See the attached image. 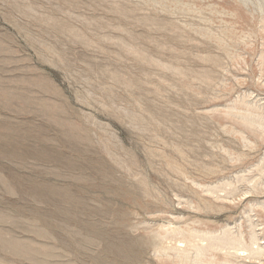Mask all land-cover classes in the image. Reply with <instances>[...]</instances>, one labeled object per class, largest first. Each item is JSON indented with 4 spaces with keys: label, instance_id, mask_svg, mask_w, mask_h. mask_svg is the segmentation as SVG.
Returning <instances> with one entry per match:
<instances>
[{
    "label": "rangeland",
    "instance_id": "rangeland-1",
    "mask_svg": "<svg viewBox=\"0 0 264 264\" xmlns=\"http://www.w3.org/2000/svg\"><path fill=\"white\" fill-rule=\"evenodd\" d=\"M0 264H264V0H0Z\"/></svg>",
    "mask_w": 264,
    "mask_h": 264
},
{
    "label": "bare ground",
    "instance_id": "bare-ground-1",
    "mask_svg": "<svg viewBox=\"0 0 264 264\" xmlns=\"http://www.w3.org/2000/svg\"><path fill=\"white\" fill-rule=\"evenodd\" d=\"M189 239V238H188ZM195 244V243H194ZM223 245V244H222ZM187 246V245H186ZM197 246V245H196ZM219 246V245H218ZM258 246V245H257ZM221 247V246H220ZM219 248V247H218ZM185 250V249H184ZM209 250V249H208ZM220 250H223L222 248H220ZM37 252V251H36ZM243 254V252H241ZM245 254V253H244ZM252 257V256H251ZM231 258V256H230Z\"/></svg>",
    "mask_w": 264,
    "mask_h": 264
}]
</instances>
